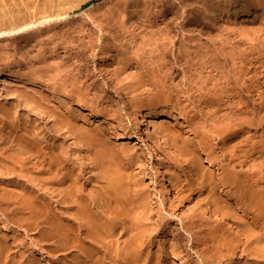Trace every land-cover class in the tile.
Here are the masks:
<instances>
[{
    "label": "rangeland",
    "instance_id": "374dc122",
    "mask_svg": "<svg viewBox=\"0 0 264 264\" xmlns=\"http://www.w3.org/2000/svg\"><path fill=\"white\" fill-rule=\"evenodd\" d=\"M6 1L0 11L42 2ZM174 1L167 11L162 0H71L63 24L0 40V219L13 248L0 264H95L59 250L47 225H23L50 194L56 221L77 214L62 200L69 182L101 200L102 220H126L100 252L86 244L96 264L125 259L109 257L138 232L162 264H264L253 204H264V0H219L218 16Z\"/></svg>",
    "mask_w": 264,
    "mask_h": 264
},
{
    "label": "bare ground",
    "instance_id": "6f19581e",
    "mask_svg": "<svg viewBox=\"0 0 264 264\" xmlns=\"http://www.w3.org/2000/svg\"><path fill=\"white\" fill-rule=\"evenodd\" d=\"M2 0H0V3H2L1 2ZM5 1L6 0H4V2L3 3H5ZM163 1V3H164V5H165V10H167V11H169V10H174V9H176L177 8V5L174 3L175 1L174 0H162ZM176 1H178L179 2V5H181V6H183V7H187V6H193L192 8L194 9V6L196 7V6H202V7H208V9H209V11H210V13L212 14V15H216V16H218L219 14H221L222 13V11H223V8L222 7H219V5L218 6H216L218 3H219V0H176ZM7 2V1H6ZM35 2H36V0H35ZM70 2H71V0H61V1H54V0H49V1H45V0H42V2H40L39 4H32L31 2H22L21 1V3H15V4H11L12 6L9 8V10L8 11H0V40L1 39H5V38H9V37H11V38H15L16 40L19 38V39H21V38H25V37H27V38H32V36L35 34V31H36V29H38V27H44V26H48V27H53V26H56V25H54V24H59L60 22L62 23V22H64V18H65V14H67V13H69L73 8H72V6H70V7H67V6H65V5H69L70 4ZM81 3V2H80ZM162 3V4H163ZM0 5H3V4H0ZM76 5V4H75ZM78 5V4H77ZM76 5V6H77ZM79 6V5H78ZM1 7V6H0ZM3 7H4V5H3ZM164 7V6H163ZM177 9H179V8H177ZM239 11V10H241V8H239V7H236V8H234V11H233V15H235L236 14V11ZM165 13H168V12H165ZM226 13H228V11H226ZM198 23H199V21H197ZM201 23V22H200ZM199 23V24H200ZM63 24V23H62ZM26 38V39H27ZM14 39V40H15ZM18 41V40H17ZM166 42L168 41V40H165ZM171 41V40H170ZM169 41V42H170ZM151 42V41H150ZM152 43H154V44H156V45H154V47L155 48H157L158 50H159V52L160 51H162V53H163V55H166L167 54V52H168V50H170L169 49V47H168V45L164 42V40H161V41H159V39L157 40V39H152ZM168 43V42H167ZM175 45H176V43H174ZM170 47H171V43H170ZM154 49V48H153ZM156 49V50H157ZM155 50V49H154ZM87 51V50H86ZM85 51V52H86ZM152 51V50H151ZM172 51V50H171ZM170 51V52H171ZM84 52V53H85ZM154 52V51H153ZM152 52V53H153ZM157 52V51H156ZM87 53V52H86ZM85 53V54H86ZM155 53V52H154ZM170 54V53H169ZM153 55V54H152ZM86 57H87V55H86ZM86 57H84V59L86 58ZM156 57H157V55H156ZM161 57V56H160ZM167 57V56H166ZM179 57V56H178ZM154 58V57H153ZM87 60V59H86ZM85 60V61H86ZM217 64V63H216ZM216 66V65H215ZM216 69H217V66H216ZM62 86H64L63 84H62ZM61 87V86H60ZM63 89V88H62ZM66 89V88H65ZM64 89V90H65ZM156 97V96H155ZM158 97V96H157ZM153 100L154 99H152L151 101L153 102ZM156 100H157V98H156ZM155 103V102H154ZM178 115H172V117H173V120H175V119H177L178 117H177ZM69 121H70V119H69ZM74 121V120H73ZM59 123V122H58ZM64 124V123H63ZM62 123H61V125H63ZM70 124V123H69ZM162 125H164V124H162ZM64 126V125H63ZM239 126V125H238ZM242 126V125H241ZM236 129V128H235ZM223 130V129H222ZM220 131H221V128H220ZM227 131V130H226ZM235 131V130H234ZM236 131H237V129H236ZM233 132V131H232ZM226 134V133H225ZM227 134H228V131H227ZM230 134V133H229ZM222 135V134H221ZM227 135H225V137H226ZM121 136L119 135V136H117L116 138H120ZM216 137H218V136H216ZM24 139V138H23ZM22 139V140H23ZM25 140V139H24ZM222 140H223V138H222ZM34 141V140H33ZM24 142V144L23 143H21V144H23L24 146H23V149H25L26 151H29V152H31V154H32V152H35L37 155L38 154H40V153H38L39 152V148H38V146H37V142H32L31 144H27L25 141H23ZM30 142V141H29ZM38 145H40V144H38ZM264 145V144H263ZM23 149L21 150V151H23ZM262 150H263V148H262ZM25 152V151H24ZM28 152V153H29ZM35 153H34V155H35ZM42 153V152H41ZM264 152H262L261 154H263ZM33 155V157H36V155L34 156ZM41 155V154H40ZM264 156V155H263ZM262 157V156H261ZM263 159H264V157H263ZM45 160V159H44ZM55 161V160H54ZM53 161V162H54ZM232 161V160H231ZM241 163V162H240ZM239 163V164H240ZM55 166H56V164H54ZM53 165V166H54ZM61 165V164H60ZM52 166V167H53ZM63 166V165H62ZM54 168V167H53ZM61 168V167H60ZM55 169V168H54ZM62 169H63V167H62ZM46 170H48V169H45V171ZM52 169H51V166H49V170H48V172H52L51 171ZM59 171V169H56V171ZM69 170H70V168H69ZM62 171V170H61ZM48 172H45V174L46 173H48ZM60 172V171H59ZM43 173V172H42ZM63 173V172H62ZM67 174H68V171L66 172ZM49 174V173H48ZM58 174V173H57ZM64 175H67V174H65V173H63ZM69 174H70V172H69ZM72 174V176H73V173H71ZM56 175V174H55ZM59 175V174H58ZM63 175V176H64ZM57 176V175H56ZM65 177V176H64ZM67 177V176H66ZM74 177V176H73ZM52 179L51 180H53V178H55V177H51ZM59 179H60V177H59ZM69 179V177L67 178V180ZM73 179H75V178H73ZM45 180V179H44ZM50 180V176L48 177V181ZM56 180V179H55ZM55 180H53V181H55ZM76 180V179H75ZM61 181H62V179L61 180H58V183H61ZM69 181H70V179H69ZM52 182V181H51ZM50 182V183H51ZM57 182V181H56ZM55 182V183H56ZM63 182H67V181H64L63 180ZM76 182V181H75ZM228 182V181H227ZM226 182V183H227ZM47 183V182H46ZM31 184V183H30ZM62 184V183H61ZM65 184V183H64ZM63 184V186H65ZM67 184H69V186L68 187H66L64 190L62 189V191H64L63 193V198H62V200H64V201H70V203L69 204H73L74 205V208H71V209H75L76 211H77V214L75 213V214H72V215H70V217L68 218H65L63 215V217H62V219H58L57 221H56V219H55V217H52L51 216V214L53 213L52 212V210H51V203H49V201H51V200H54V199H52V197H53V195L51 196V194L50 195H48V196H50V197H47L48 199H49V201L47 202V203H45V204H43V203H41V204H43V206H42V208H36V205H35V203L36 202H34V200L33 201H31L30 202V204H29V207L28 208H30L29 210H31V214H32V218L34 219V222H27V223H24L23 225L25 226V224L29 227V228H27V229H30V228H32L33 226L34 227H39L40 226V224L42 225V227H46V225L49 227L48 228V231L46 232V233H49L50 234V236L49 237H51V239H56L57 240V248H59V250H67V249H79L81 252H82V254L83 255H81V253L79 254L80 256H78V257H76V259H75V256H74V261L76 260L77 262H81V261H84V260H82L83 258H89V260H92V262H94L95 264H96V262H97V260L94 258V256H93V253H91V249L90 250H88V245H86L87 243L89 244V242H91V243H93L92 245H94L95 247L97 246V248L96 249H94L95 251L97 250V252H100V249H103L102 247H105L104 245L108 242V239L109 238H113L114 237V235H115V233H116V229L118 230V225L120 224V223H123L124 221L126 222V220H124V219H118V218H116V216H113L114 218H112V217H107L108 219H106L105 218V220H102V218H101V215H103V211L101 212V208L103 207V206H105V205H103L102 203V205L100 204V201L99 202H96L95 200H90V199H93V198H89V200L87 201V200H85V198L83 199L82 197V195H83V193H82V197L81 196H79L77 193H79L80 192V190H81V188H80V190H79V192H77L76 190H74L73 191V189L72 188H74V187H72V185L70 184V182L69 183H67ZM113 184V183H112ZM32 185V184H31ZM55 185V184H54ZM59 185V184H58ZM77 185V184H76ZM115 185V184H114ZM27 186V185H26ZM29 186V185H28ZM27 186V187H28ZM34 186H35V184H34ZM63 186H61V187H63ZM74 186V185H73ZM31 187V186H30ZM38 187V186H37ZM37 187H35L36 189H37ZM40 187H41V185H40ZM40 187H39V189H40ZM77 186H75V188H76ZM115 187V186H114ZM25 187H23V189H24ZM34 188V187H33ZM42 188V187H41ZM60 188V187H59ZM78 188V187H77ZM57 189V188H56ZM79 189V188H78ZM27 190V189H26ZM31 190V189H30ZM48 190H50L49 188H48ZM36 191V190H35ZM46 191V190H45ZM61 190H59V192H62ZM26 191H24V193H25ZM32 192H33V190H32ZM39 192V191H38ZM37 192V193H38ZM43 192V191H42ZM56 192V191H55ZM57 192H58V190H57ZM58 192V194H60ZM82 192V191H81ZM264 192V191H263ZM263 192H261V190H260V194L261 193H263ZM40 193V192H39ZM38 193V194H39ZM47 193H48V191H47ZM50 193V192H49ZM195 193H200V191H197V192H195ZM28 194V193H27ZM81 194V193H80ZM256 194H259L258 192H256ZM30 195V194H29ZM34 195H36V194H34ZM34 195H32V197L34 196ZM57 194L55 193V196H56ZM61 195V194H60ZM60 195H58V197H59V199L61 198V196ZM86 195V194H85ZM163 195L166 197V198H171V196H172V194H171V190L169 189V187L168 186H165L164 187V189H163ZM262 195V194H261ZM261 195H260V197H261ZM54 196V197H55ZM89 196V195H88ZM256 196H258V195H256ZM93 197V196H92ZM254 197V196H253ZM260 197H257L255 200H254V205L256 204H259V207H258V209L256 208V210H257V213H259V215H258V221L260 222V224H259V222H258V224H259V228L261 229L260 231H263V234L261 235V237L262 236H264V204H262L263 202L261 201V198ZM86 198H88V197H86ZM96 197H94V199H95ZM264 198V197H263ZM29 199V198H28ZM27 199V200H28ZM37 199V198H36ZM43 199H45V198H43ZM55 199H56V197H55ZM58 199V198H57ZM250 199V198H249ZM26 199L24 200V202L25 201H27ZM38 200V199H37ZM244 200V199H243ZM246 200V199H245ZM251 200V199H250ZM253 200V199H252ZM264 200V199H263ZM39 201V200H38ZM59 201H61V200H59ZM92 201V202H91ZM95 201V202H94ZM9 202V201H8ZM29 202V201H28ZM41 202V201H40ZM56 202V201H55ZM246 202V201H245ZM248 202H250L249 200H248ZM253 202V201H252ZM262 202V203H261ZM21 203V202H20ZM53 203V202H52ZM60 203V202H59ZM65 203V202H64ZM93 203V206H95V207H93L91 204ZM66 204V203H65ZM65 204H63L64 205V207H65ZM5 205V204H4ZM22 205H24L23 203H22ZM27 205V204H26ZM25 205V206H26ZM40 205V204H39ZM54 205V204H53ZM56 205V204H55ZM54 205V206H55ZM248 205H251L252 206V204H248ZM253 205V206H254ZM256 205H255V207H256ZM54 206H53V208H54ZM70 206V205H69ZM72 206V205H71ZM93 208H92V207ZM252 206V207H253ZM5 207H6V205H5ZM4 207V208H5ZM22 207V206H21ZM41 207V206H40ZM66 207H68V206H66ZM117 207V206H116ZM115 207V208H116ZM119 207V206H118ZM118 207H117V209H118ZM4 208H2V209H4ZM7 208V207H6ZM15 208V207H14ZM17 208V207H16ZM27 208V209H28ZM52 208V209H53ZM104 208V207H103ZM102 208V209H103ZM107 208V207H106ZM110 208V207H109ZM108 208V209H109ZM67 210L69 209V208H66ZM65 209V210H66ZM211 211L214 209V208H212V206H211ZM23 210H24V208H23ZM22 210V211H23ZM95 210V211H94ZM116 210V209H115ZM215 210V209H214ZM64 211V210H63ZM94 211V212H93ZM30 212V211H29ZM68 212V211H67ZM70 212V211H69ZM75 212V211H74ZM105 212V211H104ZM120 212H121V210H120ZM119 211H118V213H117V211H116V213L117 214H119L120 213ZM7 213L8 214H10L9 213V211H7ZM23 213V212H22ZM55 213V212H54ZM19 214V213H18ZM31 214H29L30 216H31ZM61 214H63V212L61 213ZM123 214V213H122ZM53 215V214H52ZM56 215V214H55ZM65 215H66V213H65ZM119 215H121V214H119ZM7 216H9V215H7ZM15 216V215H14ZM16 216H17V214H16ZM67 216V215H66ZM103 216H105V215H103ZM122 216V215H121ZM21 217V216H20ZM24 217V216H23ZM59 218H60V216H58ZM257 217V216H256ZM17 218V217H16ZM22 218V217H21ZM120 218V217H119ZM123 218H124V216H123ZM10 220H11V216H10V218H9ZM65 220V219H68V221H67V223H64L63 221H61V220ZM118 219V220H117ZM127 219V218H126ZM256 219V218H255ZM13 220V219H12ZM28 220V219H27ZM3 221V220H2ZM2 221H1V219H0V224L2 225V227L0 228V229H2V231H0V260L3 258V257H6V259L10 256L9 254L7 255L6 253H8V251H10L11 249H13V248H11L10 247V244H9V237L11 236V234L9 235L8 234V231H10L9 230V228L7 227V226H5V224L3 225L2 224ZM128 221V220H127ZM17 222V221H16ZM20 222H22V220L20 221ZM26 222V221H25ZM124 222V223H125ZM15 223V222H14ZM18 223V222H17ZM16 223V225H19V224H17ZM256 223V222H255ZM258 224H256V225H258ZM44 225V226H43ZM85 226L86 225V227L85 228H81V227H83V226ZM125 225V224H124ZM132 225H133V227H135V228H137L138 227V223L137 222H133L132 223ZM131 225V226H132ZM255 225V226H256ZM41 227V226H40ZM41 227V228H42ZM119 227H121V225H119ZM125 227V226H124ZM124 227H123V230H124ZM128 227V226H127ZM132 227V228H133ZM257 227V226H256ZM122 228V227H121ZM129 228V227H128ZM128 228H127V230H128ZM131 228V227H130ZM32 230V229H31ZM45 230H46V228H45ZM44 230L42 229V232H43ZM119 231V230H118ZM117 231V232H118ZM124 232V231H123ZM126 232V231H125ZM128 232V231H127ZM126 232V233H127ZM44 233V232H43ZM46 233H44V235L46 234ZM125 233V234H126ZM261 233V232H260ZM119 234H120V232H119ZM123 234V233H122ZM43 235V234H42ZM134 235V236H133ZM132 236L133 237H131L130 239H128V241L127 242H124V243H126L125 245H124V247L122 246V249L120 250L118 247H116V249L115 250H117L116 252H115V255H112V256H110L109 258H110V261L113 263V262H115L116 263V261L118 262V259H120L121 258V256L124 254L126 257H125V259H124V256H123V260H125V262L124 263H126V264H162V262H161V254L162 253H159V255L158 256H154L153 257V254L151 253V252H147L148 250H146V247H145V243H144V237L138 232L137 234H133ZM143 237V238H142ZM48 238V237H47ZM119 238V237H118ZM12 239H13V237H12ZM42 239H43V237H42ZM44 239H45V237H44ZM49 239V238H48ZM106 239H107V242L105 243V241H106ZM250 239H251V237H250ZM263 239V238H262ZM11 240V239H10ZM119 240V239H118ZM126 241V240H125ZM56 242V241H55ZM54 242V243H55ZM110 242V241H109ZM251 242V241H250ZM115 244V242H112V244ZM120 243V242H119ZM56 244H55V247H56ZM109 244V243H108ZM86 245V246H85ZM99 245V246H98ZM120 245V244H119ZM118 245V246H119ZM93 246V247H94ZM107 246V245H106ZM85 247H87V249L85 248ZM92 246H90V248H91ZM228 247V246H227ZM143 248H145V249H143ZM15 249V248H14ZM93 249V248H92ZM109 249V248H108ZM110 249H112V248H110ZM228 249V248H227ZM257 249V248H256ZM57 250V249H56ZM104 250H107V249H104ZM230 251H231V249H229ZM228 250V251H229ZM13 251V250H12ZM71 251V250H70ZM75 251V250H74ZM102 251V250H101ZM94 252V251H93ZM259 253L261 252L260 251V249H259V251H258ZM95 253V252H94ZM228 253V252H227ZM251 253H253V251H251ZM262 253H263V250H262ZM13 254V253H12ZM98 254V253H97ZM96 254V255H97ZM122 254V255H121ZM247 254H250V250H249V253L247 252ZM254 254H256V251H255V253H253V255ZM258 254V253H257ZM105 255H107V254H105ZM121 255V256H120ZM165 255V254H164ZM163 255V256H164ZM263 254H260V256H262ZM108 256V255H107ZM166 256V255H165ZM15 257V256H14ZM21 257V258H20ZM20 257H18V258H20V261H18L17 263L16 262H14L13 264H26L27 262L25 261H21V259H23V256H20ZM120 257V258H119ZM167 257V256H166ZM16 258V257H15ZM17 258V259H18ZM96 258H98L97 256H96ZM118 258V259H117ZM16 259V260H17ZM34 259V258H33ZM32 259V260H33ZM5 260V259H4ZM30 260V259H29ZM29 260H28V262H29ZM32 260H30L31 262H32ZM98 260H99V258H98ZM102 260V259H101ZM109 260V259H108ZM121 260V259H120ZM119 260V262L121 263L122 261H120ZM9 261V260H8ZM10 261H11V259H10ZM9 261V262H10ZM33 261H35V260H33ZM105 260L103 259V264H105V262H104ZM1 262V261H0ZM13 262V261H12ZM102 262V261H101ZM118 262V263H119ZM164 262V261H163ZM8 263V262H7ZM6 263V264H7ZM33 263V262H32ZM34 263H36V262H34ZM88 263H90V262H88ZM118 263H116V264H118ZM119 263V264H120ZM30 264V263H29Z\"/></svg>",
    "mask_w": 264,
    "mask_h": 264
}]
</instances>
